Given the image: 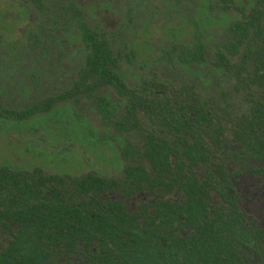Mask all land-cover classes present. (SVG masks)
Segmentation results:
<instances>
[{
	"label": "trees",
	"instance_id": "1",
	"mask_svg": "<svg viewBox=\"0 0 264 264\" xmlns=\"http://www.w3.org/2000/svg\"><path fill=\"white\" fill-rule=\"evenodd\" d=\"M19 2L21 30L82 59L63 94L4 111L61 103L114 169L0 164V264H264V0Z\"/></svg>",
	"mask_w": 264,
	"mask_h": 264
},
{
	"label": "rangeland",
	"instance_id": "2",
	"mask_svg": "<svg viewBox=\"0 0 264 264\" xmlns=\"http://www.w3.org/2000/svg\"><path fill=\"white\" fill-rule=\"evenodd\" d=\"M20 7L16 3L6 4V0H0V90L1 87L6 89L2 96V101L6 102L3 107L12 112L37 104L47 96L63 94L62 91L71 87L76 79L82 59L80 52L69 46L65 39L61 41L62 47L57 48L54 41L61 33L21 30L22 25L15 23ZM34 35L40 38L39 42H34ZM81 93L66 98V103L72 108V113L78 110L76 118L80 116L92 126L101 128L93 99L87 93ZM96 94L99 95L98 90ZM57 104L58 112L52 114L51 120L48 118L50 114H39L14 122L12 114L0 106V113L5 112L8 117V120L0 117V164L15 168L36 166L58 173L85 171L88 168L100 171L114 169L104 160L91 155L90 149L84 147L91 138L85 129L77 126V120L74 123L70 121L71 110L66 107L63 112L64 106ZM66 119L68 124H65ZM70 138H76L77 147H68ZM74 156L77 161L83 162L79 163L81 168L72 164Z\"/></svg>",
	"mask_w": 264,
	"mask_h": 264
},
{
	"label": "flooded vegetation",
	"instance_id": "3",
	"mask_svg": "<svg viewBox=\"0 0 264 264\" xmlns=\"http://www.w3.org/2000/svg\"><path fill=\"white\" fill-rule=\"evenodd\" d=\"M17 5H21V2H19V3H17ZM1 68H2V66H0V70H1ZM5 91H6V89H3L2 87H1V90H0V105H2V106H5L6 104V102H4V101H2V96L3 95H5ZM5 100V99H4ZM3 110H5V108L3 107ZM2 113H4V114H2ZM0 117L3 119V118H5V119H7L8 120V117L6 116V114H5V112H1L0 113ZM3 124V123H2ZM11 131H13V130H10V132ZM81 150V149H80ZM82 152H85L84 150H81ZM12 165H16V164H12ZM52 172V171H51Z\"/></svg>",
	"mask_w": 264,
	"mask_h": 264
}]
</instances>
